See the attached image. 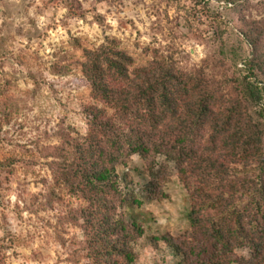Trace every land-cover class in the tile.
Listing matches in <instances>:
<instances>
[{
  "label": "rangeland",
  "instance_id": "374dc122",
  "mask_svg": "<svg viewBox=\"0 0 264 264\" xmlns=\"http://www.w3.org/2000/svg\"><path fill=\"white\" fill-rule=\"evenodd\" d=\"M111 43L138 65L164 59L203 81L220 111L236 103L244 80L264 89L256 67L264 62V0H234L232 6L218 0H0V264H93L88 231L100 218L86 214L92 202L62 180L73 146L88 131L84 111L94 104L81 73L85 50ZM245 106L263 132L264 159V99ZM165 162L167 178L156 200L143 191L151 180L146 160L133 155L117 169L126 178L124 195L136 202H117L114 218L142 229L128 244L132 264L183 261L163 237L183 250L194 248L191 261L214 264L220 255L191 225L195 199L175 163L157 157L154 168ZM230 168L242 184L259 172ZM241 193L235 207L217 203L195 217L230 220L246 206ZM222 256L248 260L250 251L235 248Z\"/></svg>",
  "mask_w": 264,
  "mask_h": 264
},
{
  "label": "trees",
  "instance_id": "16d2710c",
  "mask_svg": "<svg viewBox=\"0 0 264 264\" xmlns=\"http://www.w3.org/2000/svg\"><path fill=\"white\" fill-rule=\"evenodd\" d=\"M218 1L231 6L234 2ZM251 47L258 58V47L255 43ZM258 61L257 71L264 75V62ZM81 73L94 104L84 111L88 131L73 146V158L67 162L62 182L73 194L92 202L94 208L86 214L100 218L92 220V230L88 231L93 264L134 262L128 244L131 234L139 238L142 229L136 224L128 229L113 215L117 202H136L124 195L126 178L117 171L133 155L147 161L151 180L143 191L149 200L160 198L167 178V162L156 170L154 160L163 157L175 163L180 181L195 199L189 215L191 225L203 232L205 241L220 255L214 264H264L263 132L245 106L247 102L259 104L264 89L246 79L239 99L233 101L236 103L220 111L203 81L176 70L164 59L138 65L112 43L85 50ZM230 165L259 172L255 176L251 173L242 184ZM241 190L246 206L243 211H233L230 220L215 223L195 217L205 208H216L217 203H225L224 210L231 208V203L235 207L234 198ZM161 240L183 257L178 264L204 262L203 258L191 261L194 248L186 251L169 237ZM241 247L249 249L248 260L231 261L222 256Z\"/></svg>",
  "mask_w": 264,
  "mask_h": 264
}]
</instances>
